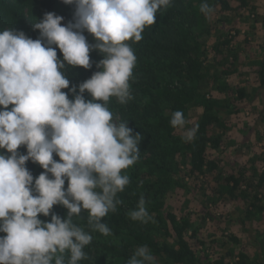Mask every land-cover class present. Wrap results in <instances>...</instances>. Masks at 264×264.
I'll return each instance as SVG.
<instances>
[{
	"label": "clouds",
	"instance_id": "1",
	"mask_svg": "<svg viewBox=\"0 0 264 264\" xmlns=\"http://www.w3.org/2000/svg\"><path fill=\"white\" fill-rule=\"evenodd\" d=\"M62 2L75 6L72 21L62 26L64 17L46 13L32 25L39 30L35 40L13 28L0 31V149L11 153H0V233L6 234L0 236V264H80L87 259L84 249L93 237L73 216L87 210L91 230L110 235L102 218L122 203L117 195L130 183L122 170L140 158L141 134L129 122H113L106 102L116 97L125 104L132 98L129 79L136 56L125 42L141 41L145 27L154 25L157 12L172 0ZM213 11L208 0H201V13L207 17ZM85 32L94 36V44ZM92 50L103 54L96 65L102 70L78 86L79 94L72 86L70 100L61 91L70 85L65 62L90 69ZM86 91L92 100L85 99ZM9 105L14 107L9 110ZM170 124L185 129L187 120L177 110ZM195 131L188 129L185 141ZM21 145L27 154L18 151ZM29 160L45 170L35 181L26 167ZM54 205L68 210L66 218L53 212ZM40 214L51 215V221ZM129 215L149 222L143 196ZM126 264H155V258L146 245L139 246Z\"/></svg>",
	"mask_w": 264,
	"mask_h": 264
},
{
	"label": "trees",
	"instance_id": "2",
	"mask_svg": "<svg viewBox=\"0 0 264 264\" xmlns=\"http://www.w3.org/2000/svg\"><path fill=\"white\" fill-rule=\"evenodd\" d=\"M208 2L214 11L206 17L200 12L201 0H172L166 9L157 12L156 23L145 27L141 41L125 42L136 56L129 79L132 98L121 104L118 98L110 97L106 104L113 115V122H129L134 133L141 134L140 158L122 170V175H128L130 179L124 191L117 195L122 203L117 205L116 211L110 210L102 218L101 222L107 223L111 229L110 235L91 230L87 210H82L80 216H73V222L93 237L84 249L88 258L80 264H126L135 249L145 245L154 256L155 264H202L197 247L203 242L196 246L193 244L196 231L192 232L191 222L186 217H179L168 208V204L174 190L184 189L186 181L192 179L193 175L206 176L217 166L207 158L208 152L216 148L220 141L210 136V130L220 124L222 110L229 111L230 107L216 99L213 92L216 82L225 76L234 75L236 71L229 68L225 56L223 60L217 61L223 55L222 47L226 49L230 46V36H226L223 42L219 41L223 38L220 37L217 44L209 49L210 41L213 40L210 23L219 8V12L235 11L248 5L247 0H239L238 6L232 0ZM74 7L64 4L62 0H0V31L13 28L35 40L39 37V30H33L34 22L42 20L46 13L51 12L64 17L62 26L67 25L73 19ZM84 34L90 44L96 42L92 34ZM53 47L57 50L58 59L63 60L62 51L58 46ZM103 58L99 50L90 51V69L73 67L65 62L63 74L69 79L70 85L69 89L61 91L68 93V98L74 100L70 88L76 86V94H79L78 86L96 71L102 70L96 65ZM233 63L230 65L233 66ZM212 68L219 69V74L210 79L208 74ZM260 71L261 86L264 87V63ZM84 96L86 100L93 99L87 91ZM193 106L201 108L202 114L194 127L196 131L193 139L185 141L184 135L178 133L180 129L171 126L170 119L172 113L179 110L187 120ZM18 151L27 154L24 145ZM181 157L188 158L186 164L179 161ZM53 158L60 161L55 153ZM262 160L264 166V157ZM26 167L34 181L45 171L31 160L26 163ZM49 176L51 178V174ZM238 177H226L220 192L225 191L233 199H238L237 191L242 184ZM257 177L255 202L250 200L249 205L258 214H264V170ZM64 187H68L67 178ZM141 196L151 217L146 224L132 220L129 215L137 207ZM250 208L246 214L248 218L254 215ZM53 212L66 218L68 210L63 205H54ZM38 218L51 221V215L44 217L40 214ZM3 235L6 234L0 233V236ZM231 240L236 244L240 242L236 236H231ZM261 240L263 243L258 244L253 258L242 253L235 262L226 263L221 259L210 264H264V236ZM67 258L68 254L65 260Z\"/></svg>",
	"mask_w": 264,
	"mask_h": 264
},
{
	"label": "rangeland",
	"instance_id": "3",
	"mask_svg": "<svg viewBox=\"0 0 264 264\" xmlns=\"http://www.w3.org/2000/svg\"><path fill=\"white\" fill-rule=\"evenodd\" d=\"M247 1L248 5L241 10L219 12V8L210 23L213 40L211 39L209 46L211 49L220 37L223 38L219 41L223 42L226 36H230V46L226 49L222 47L223 55H220L217 61L223 60L225 56L229 68L236 71L234 75L225 76L216 82L213 96L230 109L222 110L220 124L210 130V136L219 138L218 144L223 141L225 143L226 137L239 140V144L245 140L244 146L235 150L242 160L237 159L235 154L234 158L232 155L229 160H222L224 164L216 163L218 168L216 166L206 176L193 175L192 179L186 181L184 189L174 190L168 204V208L175 211L179 217H186L191 222L192 232L196 231L193 244L196 246L203 242L197 247L202 264L221 259L226 263L235 262L242 253L253 258L256 248H259L258 244L263 243L261 239L264 236V214H258L255 209L250 208L249 201L255 200V179H258L257 176L264 170L261 159L264 156V127L263 133L255 131V122L261 121L262 124L259 125L264 126V115L255 118V44L260 48L264 46V0ZM232 2L237 6L240 4L239 0ZM258 25L260 35L257 38L255 29L257 30ZM263 59L264 57L261 63ZM232 63L233 66L230 65ZM211 70L208 74L210 79L219 74V69ZM260 70L261 67L259 75ZM241 84L244 85L243 88ZM12 107L14 105H9V110ZM2 108L3 106H0V110ZM201 114L202 109L193 106L188 113L185 129H180L178 133L184 135L188 129L194 128ZM0 153L10 154L6 149H0ZM241 154L247 158L243 160ZM207 155L208 161L216 158L215 152L209 151ZM179 161L186 164L188 158L181 157ZM232 173L238 174L242 183L237 191L238 199H233L225 191L220 192L224 179ZM249 208L254 214L251 218L246 216ZM230 235L238 237L240 242L234 243Z\"/></svg>",
	"mask_w": 264,
	"mask_h": 264
},
{
	"label": "crops",
	"instance_id": "4",
	"mask_svg": "<svg viewBox=\"0 0 264 264\" xmlns=\"http://www.w3.org/2000/svg\"><path fill=\"white\" fill-rule=\"evenodd\" d=\"M261 13L262 12H260V14ZM263 13H262V15H264ZM257 27H258L257 30L255 29V34L257 33V38H258L260 35V34H258L260 26L258 25ZM255 48H256L255 49V59H257V60H255V70L257 72V74H255V77L257 76V78H255V118H256V116L260 115V117H261L264 115V87L261 86V78H260V75L258 72L262 63H264V59L262 60V63L260 62L262 57H264V54H263L264 53V46H262L260 48L259 45L255 44ZM245 78H247V77H245ZM243 81H244V78H243ZM243 84H241L242 88L244 87ZM259 121H260V119H259ZM257 123L255 122V131L257 130V132H262V129L264 126L259 125V124H262L261 121H260V123L259 122H257ZM233 127H235V126H233ZM226 138H227V140H225ZM226 138L224 139L225 143L223 141L222 144H218V146L216 148H213L210 150L212 152H215V157H216V158L212 159L211 161H214L215 163L221 162L222 164H224V162H222V160L227 161V160H229V158H232V155L234 158L235 154H236L235 157H238L237 159L242 160V158H240L239 155H237V153H235V150L237 149V147L242 148L244 146L245 140L242 141V144H239V140H236L235 138H230V137L229 138L226 137ZM241 156L243 157V160H245L247 158L246 155H244V154H241ZM263 157L264 156H262L261 159H263ZM218 160H221V161H218ZM262 164H263V162H262ZM218 166H217V168H218ZM262 168H264V167H262ZM237 170L240 171L241 169H237ZM224 175L226 176L227 174L225 173ZM232 175H235V174L232 173ZM236 176H238V174H236Z\"/></svg>",
	"mask_w": 264,
	"mask_h": 264
}]
</instances>
